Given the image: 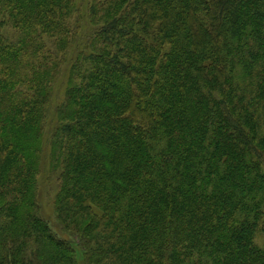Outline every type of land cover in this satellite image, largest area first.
I'll return each instance as SVG.
<instances>
[{
    "label": "trees",
    "instance_id": "16d2710c",
    "mask_svg": "<svg viewBox=\"0 0 264 264\" xmlns=\"http://www.w3.org/2000/svg\"><path fill=\"white\" fill-rule=\"evenodd\" d=\"M258 236L264 0H0V264H264Z\"/></svg>",
    "mask_w": 264,
    "mask_h": 264
},
{
    "label": "rangeland",
    "instance_id": "374dc122",
    "mask_svg": "<svg viewBox=\"0 0 264 264\" xmlns=\"http://www.w3.org/2000/svg\"><path fill=\"white\" fill-rule=\"evenodd\" d=\"M82 6H85L87 0H80ZM66 75H67V68L66 66L62 69V74L60 75L59 79L57 80L55 84V90H54V100L53 104L60 103L63 100L64 90H65V82H66ZM44 160L42 163V170L40 171V177H39V197L40 202L42 204V215L48 218L50 220V223L53 225L55 224L54 220V208L52 203V198L54 195V189L55 188V182L52 180L51 182L48 181V177L50 178V169H48V159L46 158V155L44 156ZM49 173V174H48ZM48 175V176H47ZM52 178V177H51ZM54 179V178H52ZM57 230V229H56ZM59 232V230H58ZM256 243L259 246H264V241L261 236H258L256 239ZM80 252H77V257L80 260Z\"/></svg>",
    "mask_w": 264,
    "mask_h": 264
}]
</instances>
